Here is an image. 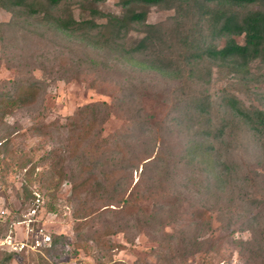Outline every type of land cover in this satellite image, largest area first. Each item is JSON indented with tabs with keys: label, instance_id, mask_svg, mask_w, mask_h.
<instances>
[{
	"label": "rangeland",
	"instance_id": "rangeland-1",
	"mask_svg": "<svg viewBox=\"0 0 264 264\" xmlns=\"http://www.w3.org/2000/svg\"><path fill=\"white\" fill-rule=\"evenodd\" d=\"M166 4L145 9L161 40L129 59L119 51L136 46L143 25L123 49L98 47L50 15L0 9V99L36 92L0 119V234L19 232L40 196V223L59 236L43 261L23 253L0 264H264V132L230 108L234 98L264 111V62L235 66L205 51L227 38L216 5ZM71 6L74 19L90 18L91 3ZM94 6L123 13L120 0ZM249 10L264 6L236 8ZM160 57L165 71L145 68Z\"/></svg>",
	"mask_w": 264,
	"mask_h": 264
},
{
	"label": "trees",
	"instance_id": "trees-1",
	"mask_svg": "<svg viewBox=\"0 0 264 264\" xmlns=\"http://www.w3.org/2000/svg\"><path fill=\"white\" fill-rule=\"evenodd\" d=\"M102 0H0V9L10 12L16 9L22 10L28 16H37L40 14L50 15L52 25L62 32L76 35L83 42L98 47H112L123 49L121 42L124 36L135 25H143L145 32L143 37L138 41L136 46L130 50L119 51L124 59H129L134 55H143L147 50L155 46L156 41L161 40V33L156 25H147L145 9L151 6H164L167 7V0H120V6L123 13L120 15L113 13H104L96 6ZM186 3L199 5L204 8L208 5H216L213 11L219 21L218 31L225 33L227 38L221 48L210 47L205 50L214 59L222 62H233L235 66H246L254 60L264 62V11L249 10L247 12L238 13L236 8L248 7L250 5L259 4L264 6V0H183ZM85 2L91 3L90 18L86 20H76L72 16L71 4H83ZM204 6V7H203ZM61 9L64 14L52 16V12ZM204 12V10L202 11ZM213 13V14H214ZM215 17V15H214ZM100 20H103L100 22ZM218 32V33H219ZM235 36H242L243 43L236 42ZM158 41V42H159ZM170 61H168L169 63ZM145 66V65H144ZM169 66L164 63L163 58L150 60V65L145 66L149 70L159 72L165 71L164 69ZM34 89H21L19 94L7 98L0 99V119L5 115L12 114L16 109L29 105V102L35 95ZM230 108L233 110L242 122H244L252 131L257 134L264 132V111L255 107L245 108L236 99L230 100ZM84 110H81V112ZM83 128L80 130L82 133ZM193 148V147H192ZM55 155V151L50 150L47 154L40 158L42 163L49 157ZM52 154V155H51ZM2 160L8 158L7 162L15 161V156L9 150H4L1 153ZM47 156V157H46ZM6 157V158H4ZM24 159L23 155L19 156V160ZM24 161V160H23ZM18 162V161H17ZM27 161L19 164L20 169H25ZM41 165V164H39ZM34 166L25 171L28 176L34 173ZM28 171V172H27ZM65 176H61V181ZM51 181V180H50ZM56 185V184H55ZM52 209V208H50ZM87 214L90 213L88 209L83 208ZM80 217H78L79 219ZM88 222L78 224L76 231L78 232V239L83 240L79 235L83 233ZM11 233V232H10ZM5 234H0L4 237ZM95 236V234H93ZM59 236H52L50 247L42 248L37 252H30L31 255H37V258L42 260L45 254L50 255V252L58 246L57 239ZM97 245L101 244V239L95 236ZM0 255L4 256L5 260H10L13 253L0 250ZM112 264H123L121 262H113Z\"/></svg>",
	"mask_w": 264,
	"mask_h": 264
},
{
	"label": "built area",
	"instance_id": "built-area-1",
	"mask_svg": "<svg viewBox=\"0 0 264 264\" xmlns=\"http://www.w3.org/2000/svg\"><path fill=\"white\" fill-rule=\"evenodd\" d=\"M36 197V196H35ZM44 206V200L37 196L26 213H21V217L16 221V225L20 231L13 229L11 233L0 237V250L21 255L23 253L37 252L42 248L50 247L52 237L46 232L40 223L37 215ZM4 214V211H1ZM20 234V236H19Z\"/></svg>",
	"mask_w": 264,
	"mask_h": 264
}]
</instances>
